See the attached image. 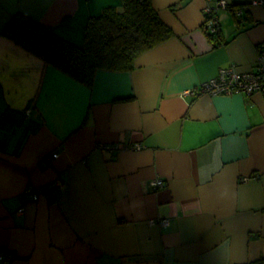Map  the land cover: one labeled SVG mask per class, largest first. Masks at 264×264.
<instances>
[{
    "label": "crops",
    "instance_id": "crops-1",
    "mask_svg": "<svg viewBox=\"0 0 264 264\" xmlns=\"http://www.w3.org/2000/svg\"><path fill=\"white\" fill-rule=\"evenodd\" d=\"M150 1L173 37L130 72L98 70L91 86L0 36V250L14 256L6 264L264 258V95L182 96L221 69L256 70L264 6L226 0L213 47L203 12L219 0ZM122 7L0 0V31L20 11L80 46L91 18Z\"/></svg>",
    "mask_w": 264,
    "mask_h": 264
},
{
    "label": "trees",
    "instance_id": "trees-1",
    "mask_svg": "<svg viewBox=\"0 0 264 264\" xmlns=\"http://www.w3.org/2000/svg\"><path fill=\"white\" fill-rule=\"evenodd\" d=\"M122 6L121 11L107 8L99 16L91 18L80 46L63 40L50 28L20 11L8 18L0 36L10 39L76 81L91 86L98 70L130 72L144 52L173 37L172 30L161 21L150 0H122ZM246 8L242 5L233 10L238 20L245 17ZM217 10L205 14L204 23L213 20L211 28L203 23L205 34L213 47L222 38ZM0 253L3 256L6 253L12 255L1 250ZM0 261L9 263L4 259ZM247 264H264V258Z\"/></svg>",
    "mask_w": 264,
    "mask_h": 264
},
{
    "label": "built area",
    "instance_id": "built-area-1",
    "mask_svg": "<svg viewBox=\"0 0 264 264\" xmlns=\"http://www.w3.org/2000/svg\"><path fill=\"white\" fill-rule=\"evenodd\" d=\"M251 5L253 6H264V0L252 1ZM227 7L226 0H219L217 3V7L212 9H205L204 14L211 13L217 9H225ZM240 13V11H239ZM204 24H206L207 28H211L210 25L213 24V20H208ZM264 52H262L258 58V63L255 71H251L250 73L237 72L233 68L221 69L219 71V75L215 77V79H210L203 84L197 86V88H192V90H187L183 92V97H198V96H216L219 94H240L244 93L246 95H251L254 92H258L264 95V64L261 60ZM135 150H139V146L135 145L133 147ZM60 184H58L59 186ZM150 186L154 189H160L163 186L162 180H154L150 183ZM37 199V196L34 197V200ZM22 211V210H20ZM151 223H155L154 221H150ZM163 223L167 224V220L164 219L162 222L159 221V224ZM12 255L6 253V256H3L0 253V260L4 259L5 262H11L13 260Z\"/></svg>",
    "mask_w": 264,
    "mask_h": 264
},
{
    "label": "rangeland",
    "instance_id": "rangeland-1",
    "mask_svg": "<svg viewBox=\"0 0 264 264\" xmlns=\"http://www.w3.org/2000/svg\"><path fill=\"white\" fill-rule=\"evenodd\" d=\"M203 14H204V12H203ZM204 17H205V14H204Z\"/></svg>",
    "mask_w": 264,
    "mask_h": 264
}]
</instances>
